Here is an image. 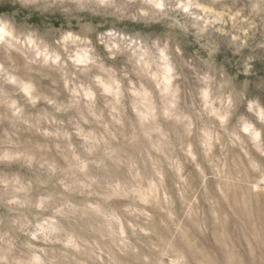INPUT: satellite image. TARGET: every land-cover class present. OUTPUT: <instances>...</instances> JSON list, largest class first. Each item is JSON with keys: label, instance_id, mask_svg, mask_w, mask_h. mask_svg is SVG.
Segmentation results:
<instances>
[{"label": "clouds", "instance_id": "clouds-1", "mask_svg": "<svg viewBox=\"0 0 264 264\" xmlns=\"http://www.w3.org/2000/svg\"><path fill=\"white\" fill-rule=\"evenodd\" d=\"M0 264H264V0H0Z\"/></svg>", "mask_w": 264, "mask_h": 264}]
</instances>
